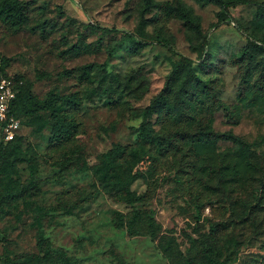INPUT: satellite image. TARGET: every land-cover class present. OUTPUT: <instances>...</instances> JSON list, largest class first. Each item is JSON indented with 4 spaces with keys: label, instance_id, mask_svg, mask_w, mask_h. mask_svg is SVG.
I'll use <instances>...</instances> for the list:
<instances>
[{
    "label": "rangeland",
    "instance_id": "rangeland-1",
    "mask_svg": "<svg viewBox=\"0 0 264 264\" xmlns=\"http://www.w3.org/2000/svg\"><path fill=\"white\" fill-rule=\"evenodd\" d=\"M24 1L33 9L27 24L0 23V71L20 77L40 100L77 94L81 127L58 147L49 126L17 116L23 141L14 165L0 160V264H34L38 223L56 264H186L191 239L198 264L202 251L204 264H264V0H237L223 15L227 0H155L190 8L200 33L175 19L142 24L141 0ZM181 58L205 89L188 84L193 97L186 95L180 86L188 75L179 73L170 116L151 119L176 149L133 170L139 203L115 202L91 166L114 145L134 142L141 111L167 87ZM137 211L144 223L130 235L126 226Z\"/></svg>",
    "mask_w": 264,
    "mask_h": 264
},
{
    "label": "trees",
    "instance_id": "trees-1",
    "mask_svg": "<svg viewBox=\"0 0 264 264\" xmlns=\"http://www.w3.org/2000/svg\"><path fill=\"white\" fill-rule=\"evenodd\" d=\"M195 4L199 6H206L214 2V0H193ZM232 2L237 0H227L221 2L220 15L225 14L228 6ZM240 3H245L244 0H240ZM33 9L30 3L24 0H0V23L8 28L21 27L29 22V16ZM260 17L264 20V9H259ZM140 15L141 22L145 25L156 24L167 20H178L184 25L190 27L191 30H195L196 33H200L201 26L200 20L196 17L192 10L181 3H170L163 2L157 3L155 0H141L140 2ZM148 16V17H147ZM147 17V18H146ZM222 22L220 18L216 26ZM142 41L136 42L137 45H142ZM157 42L164 44V41L157 39ZM264 46V41H258ZM185 65V66H184ZM93 65L82 69L79 78L81 83H84L89 78V72L93 70ZM185 71L188 75L187 81L183 82L180 86L181 91H186L188 84L194 85L195 88L205 89V86L196 78L189 76L190 72V61L184 58L179 60V63L169 76L167 87L155 97L150 104L145 107L140 116L142 122L138 128L136 139L130 144H116L112 149L102 154L99 158H96V164L91 166L93 176L96 180L98 187L103 190L110 198L115 202H124L130 206L140 202L136 193L131 189L132 185L136 181L137 177L133 170L141 169V166L148 164L150 157L157 158L168 154L171 150L176 149L171 139L160 130L154 127L151 123V119L155 116L157 119H162L161 116H170L173 107L170 104V93L172 86L177 83L180 76L179 73ZM73 71L66 72L72 75ZM194 74V73H193ZM0 77L11 79L7 77L2 71H0ZM194 77V75H192ZM113 80L116 77H112ZM16 87V95L14 100L10 103L8 110V117L12 116L17 119V116H23L31 118L32 120L42 122L41 127L46 124L50 127V143L53 146L64 147L75 139L81 127V122L78 119L79 102L80 98L77 94L72 95H60L55 93H49L45 99L40 100L34 96L27 85H23L20 77H14L11 79ZM187 83V84H186ZM186 85V86H185ZM101 90V85L97 89H92L88 93V97L97 96V91ZM117 90H111L110 92L114 95ZM186 95L193 97V94L186 91ZM117 101L104 102V105H108L110 108L117 107L115 104ZM43 115H46L44 118ZM45 126V125H44ZM46 126V127H47ZM228 141H232L239 144V141L235 138L226 137ZM0 160L1 162H10L11 156L17 151L18 147L22 143V137L15 136L14 140L5 141L2 133V127L0 125ZM242 160L245 161L247 168L252 167V164L246 155H242ZM14 160L10 162L11 166L14 165ZM243 168L242 164L236 166ZM28 170L30 176L33 177L36 173V166L29 162ZM138 172V171H137ZM138 174V173H136ZM142 178V177H140ZM18 197L17 195H10V199ZM150 226L157 228L154 225L153 218L149 216ZM141 223H144V213L140 211L135 212L132 217L128 220L126 231L130 235H136L135 227ZM39 232L37 233L36 247L38 250L37 254L31 256L34 264H56V255L52 253L47 245L44 238L43 231L40 229L41 226L37 224ZM122 227V223L119 224ZM215 227L210 228V233H215ZM157 232H153L150 237H154ZM191 249L188 251V259L186 264H198V254H194V244L197 241L191 239ZM201 251V250H200ZM204 252H200V264H204ZM30 261V260H29ZM61 264H73V262H66ZM15 264V263H13Z\"/></svg>",
    "mask_w": 264,
    "mask_h": 264
},
{
    "label": "built area",
    "instance_id": "built-area-1",
    "mask_svg": "<svg viewBox=\"0 0 264 264\" xmlns=\"http://www.w3.org/2000/svg\"><path fill=\"white\" fill-rule=\"evenodd\" d=\"M16 95V87L11 79L0 77V125L5 141L14 139L19 122L12 116L8 117L10 103Z\"/></svg>",
    "mask_w": 264,
    "mask_h": 264
}]
</instances>
